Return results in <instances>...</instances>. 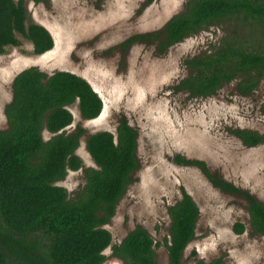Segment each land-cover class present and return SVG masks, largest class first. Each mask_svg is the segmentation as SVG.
I'll use <instances>...</instances> for the list:
<instances>
[{"label":"rangeland","instance_id":"374dc122","mask_svg":"<svg viewBox=\"0 0 264 264\" xmlns=\"http://www.w3.org/2000/svg\"><path fill=\"white\" fill-rule=\"evenodd\" d=\"M188 0H48L28 2L32 19L47 27L55 40L52 50L36 55L33 44L22 35L20 46L7 47L0 55V129L9 127L5 113L13 99V81L23 70L37 67L52 75L70 71L86 78L104 101L102 114L85 120L79 103L70 106L74 132L86 130L76 151L83 161L58 184L71 197L84 189L85 170L97 167L87 149L90 135L117 133L126 117L139 131L141 169L117 206L106 228L113 242L105 264H124L112 256L113 246L138 226L146 228L161 245L159 264H170L169 208L182 199L183 189L197 202L201 216L194 240L187 246L184 264H264V237L250 224L249 204L244 196L215 187L194 165L176 162L178 156L203 160L213 172L264 202V143L249 147L235 129L264 133V77L250 95H241L237 81L214 96L192 98L174 89L189 74L186 59L217 47L233 28L222 21L173 45L165 54L155 44L125 42L135 36L162 30L186 9ZM49 140L53 134L44 131ZM246 226L243 234L234 225ZM4 226L0 222V230Z\"/></svg>","mask_w":264,"mask_h":264},{"label":"trees","instance_id":"16d2710c","mask_svg":"<svg viewBox=\"0 0 264 264\" xmlns=\"http://www.w3.org/2000/svg\"><path fill=\"white\" fill-rule=\"evenodd\" d=\"M30 1L48 2L0 0V55L7 47L22 44L19 34L33 44L36 55L54 48L51 31L32 19ZM222 21L236 24L213 50L186 59L189 74L174 89L192 98H208L237 81L239 93L250 95L264 77V0H188L185 11L173 16L162 30L135 35L124 46L155 44L163 55L173 45ZM77 102L85 120L98 118L104 109L93 85L70 71L49 75L30 67L13 81V99L5 109L9 127L0 129V222L4 225L0 264H105L109 259L105 251L112 245L113 234L106 225L141 169L140 134L124 117L116 134L100 131L90 135L87 149L97 167L85 170L84 189L71 197L58 183L69 171L83 167L76 151L86 130L80 126L74 132L67 130L74 122L69 107ZM45 130L53 134L49 140L44 138ZM233 133L249 147L264 143V133L259 131L239 128ZM176 162L197 166L215 187L244 196L250 224L264 237V202L211 171L203 160L178 156ZM169 214V261L184 264L201 211L183 189L182 199L169 208ZM234 231L243 234L245 224L237 222ZM158 245L146 228L138 226L113 246L112 256L124 264H159Z\"/></svg>","mask_w":264,"mask_h":264}]
</instances>
